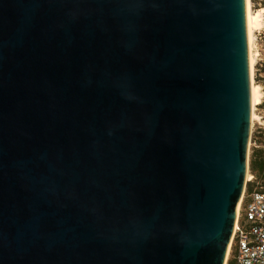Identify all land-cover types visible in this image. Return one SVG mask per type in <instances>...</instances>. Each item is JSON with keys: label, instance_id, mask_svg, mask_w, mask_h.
Listing matches in <instances>:
<instances>
[{"label": "water", "instance_id": "water-1", "mask_svg": "<svg viewBox=\"0 0 264 264\" xmlns=\"http://www.w3.org/2000/svg\"><path fill=\"white\" fill-rule=\"evenodd\" d=\"M245 6L0 0V264H225Z\"/></svg>", "mask_w": 264, "mask_h": 264}, {"label": "built area", "instance_id": "built-area-1", "mask_svg": "<svg viewBox=\"0 0 264 264\" xmlns=\"http://www.w3.org/2000/svg\"><path fill=\"white\" fill-rule=\"evenodd\" d=\"M252 177L250 175L248 181ZM233 233V250L231 252L234 264H264L263 186H255L252 192L243 197Z\"/></svg>", "mask_w": 264, "mask_h": 264}, {"label": "rangeland", "instance_id": "rangeland-1", "mask_svg": "<svg viewBox=\"0 0 264 264\" xmlns=\"http://www.w3.org/2000/svg\"><path fill=\"white\" fill-rule=\"evenodd\" d=\"M250 6L253 12H259L262 7L261 0H249ZM262 21L259 27L255 28L253 30L254 34V48L253 51L255 53V64L253 67V81L256 84H260V90H261V101H263V104L260 105L258 104L257 107H255L254 112L259 115V119L253 120V124L251 125V132H250V138H249V143H248V167H247V174L252 175V179L249 182H252L254 186H263V182L256 177L253 173L250 172L249 169V160L250 156L252 154V151L256 147H260L264 151V12H262ZM264 155V152H263ZM248 180L245 183V191L242 194V200L243 197L248 195L246 193L247 189V184L249 183ZM241 200V202H242ZM233 242V241H232ZM231 245L228 249L227 257H226V262L227 264L228 259L230 256H232L231 250H233V246Z\"/></svg>", "mask_w": 264, "mask_h": 264}, {"label": "bare ground", "instance_id": "bare-ground-1", "mask_svg": "<svg viewBox=\"0 0 264 264\" xmlns=\"http://www.w3.org/2000/svg\"><path fill=\"white\" fill-rule=\"evenodd\" d=\"M262 12H264V8H262L259 12H253L250 6L249 0H246V6H245V16H246V29H247V42H248V55H249V68H250V115H249V129L251 130V125L253 124V120L259 119V115H257L254 112L255 107H257L258 104L261 103V90H260V84H256L253 81V67L255 64V53L253 51L254 48V34L253 30L257 27H259L262 21ZM250 179V175L246 174V181ZM241 199L238 202V205L236 207V215L239 211V207L241 204ZM234 234V233H233ZM233 234L231 236L228 249L231 245V242L233 240ZM227 249V253H228ZM227 257V254H226Z\"/></svg>", "mask_w": 264, "mask_h": 264}, {"label": "trees", "instance_id": "trees-1", "mask_svg": "<svg viewBox=\"0 0 264 264\" xmlns=\"http://www.w3.org/2000/svg\"><path fill=\"white\" fill-rule=\"evenodd\" d=\"M261 4L262 6H264V0H261ZM262 104H263V101H261L260 105ZM263 152H264L263 149L260 147H256L253 149L252 154L250 156V160H249V169H250V172L253 173L256 177H258L263 182V185H264V155H263ZM254 187L255 186L253 185V183L249 182L247 184L246 193L248 194L252 192ZM227 264H234L233 256H230V258L227 261Z\"/></svg>", "mask_w": 264, "mask_h": 264}]
</instances>
